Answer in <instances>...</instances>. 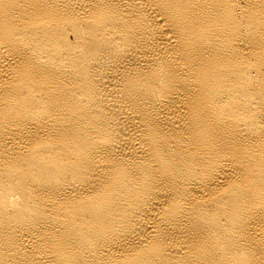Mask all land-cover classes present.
Returning a JSON list of instances; mask_svg holds the SVG:
<instances>
[{
	"label": "bare ground",
	"instance_id": "obj_1",
	"mask_svg": "<svg viewBox=\"0 0 264 264\" xmlns=\"http://www.w3.org/2000/svg\"><path fill=\"white\" fill-rule=\"evenodd\" d=\"M0 264H264V0H0Z\"/></svg>",
	"mask_w": 264,
	"mask_h": 264
}]
</instances>
